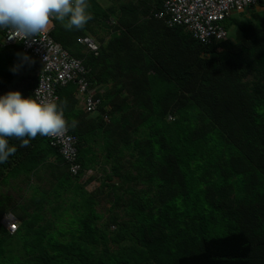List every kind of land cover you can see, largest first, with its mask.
<instances>
[{
  "label": "trees",
  "instance_id": "16d2710c",
  "mask_svg": "<svg viewBox=\"0 0 264 264\" xmlns=\"http://www.w3.org/2000/svg\"><path fill=\"white\" fill-rule=\"evenodd\" d=\"M89 5L82 29L53 19L50 30L91 88L101 86L96 110L76 118V82L55 89L79 172L69 173L48 136L27 147L10 138L17 151L0 164V264H264L263 6L233 13L222 21L226 39L204 45L155 17L162 0ZM86 37L96 52L77 41ZM8 91L0 82V95ZM97 180L113 196L104 224L86 188ZM12 185L26 187L22 205L6 196L16 195ZM218 230L227 234L210 236Z\"/></svg>",
  "mask_w": 264,
  "mask_h": 264
},
{
  "label": "built area",
  "instance_id": "2783aa9c",
  "mask_svg": "<svg viewBox=\"0 0 264 264\" xmlns=\"http://www.w3.org/2000/svg\"><path fill=\"white\" fill-rule=\"evenodd\" d=\"M262 5L264 0H162L160 9L155 17L164 20L169 25L183 26L201 44L207 45L218 40H225L227 32L222 21L233 13H241L248 8ZM52 23V20L49 24ZM6 45L21 43L22 51L35 58L40 71L37 83L33 89V97L41 101H56L55 89L65 86L69 82L78 85L77 96L82 101L86 112H93L99 104L94 98L95 89L85 77L86 70L81 61L71 57L62 46L55 42L47 29L32 38H25L23 34L10 28L0 29ZM80 44L89 51L96 52L97 43L92 38H79ZM51 144L58 150L71 175H77L79 164L77 162L76 137L68 131L48 136ZM91 174L87 171L83 179ZM7 230L13 233L17 229L16 221L10 216L3 218Z\"/></svg>",
  "mask_w": 264,
  "mask_h": 264
},
{
  "label": "clouds",
  "instance_id": "9594fccd",
  "mask_svg": "<svg viewBox=\"0 0 264 264\" xmlns=\"http://www.w3.org/2000/svg\"><path fill=\"white\" fill-rule=\"evenodd\" d=\"M89 0H0V29L10 28L32 38L44 32L51 20L66 30L82 29L91 19ZM22 59L28 61L24 54ZM17 66L12 68L15 72ZM63 106L56 101H41L20 91L0 95V164L15 154L10 138L27 147L37 135L56 136L66 132Z\"/></svg>",
  "mask_w": 264,
  "mask_h": 264
},
{
  "label": "crops",
  "instance_id": "0c3cea01",
  "mask_svg": "<svg viewBox=\"0 0 264 264\" xmlns=\"http://www.w3.org/2000/svg\"><path fill=\"white\" fill-rule=\"evenodd\" d=\"M260 10V7H256ZM48 28L52 29V23L48 25ZM18 52L19 56L18 57ZM24 52L19 47L8 46L3 41V35L0 32V82L3 83L4 89L13 91H20L23 96H27L32 91L29 90L32 85L31 77L37 78L40 71V66L36 63L34 58H29L28 61L22 59ZM18 67V70L13 72L12 68ZM15 74V75H14ZM11 80L8 82V79ZM94 89H101V86H95ZM27 95H26V94ZM78 103L75 107L70 108V116L76 118L75 113L77 109H83L82 101L78 98ZM92 174V173H91ZM90 174V175H91Z\"/></svg>",
  "mask_w": 264,
  "mask_h": 264
},
{
  "label": "rangeland",
  "instance_id": "374dc122",
  "mask_svg": "<svg viewBox=\"0 0 264 264\" xmlns=\"http://www.w3.org/2000/svg\"><path fill=\"white\" fill-rule=\"evenodd\" d=\"M234 15V14H233ZM240 37V33L235 29L234 26H230L229 28V38L231 42H236ZM102 156V155H101ZM111 165V164H110ZM110 165L108 163H104V162H100L99 165H97V170L99 172H102L101 169L106 168L107 170H109L110 172ZM99 172H96L94 174H96V176H99ZM37 181H35L36 183ZM115 183H119V180L114 178ZM11 183H13V180L11 181ZM37 185H41V186H45L44 183H36ZM3 186V185H2ZM12 187L14 188V190H16L17 192L16 195L12 192H7L6 196L10 197L11 200L14 203H18L19 205H22L24 202H26V200H24L26 194H23V192H20V189H26V187L24 186H14L12 185ZM99 180H97L96 183H91L90 185H88L86 188L88 190V192H95L92 195L94 196V198L97 201V205H96V211L99 215H101V219L99 220V224H104L105 222L109 221L110 216H111V208H112V202H113V196L111 195V193L109 192V190L107 188H99ZM0 191H3V188L0 189ZM151 199L153 198V193H149L148 195ZM24 197V198H22ZM27 197V196H26ZM116 214H120L119 210H116L115 212ZM10 217H12L11 215H8ZM13 218V217H12ZM14 220V219H13ZM114 229V226H111V230ZM212 234H210V236H214V235H220V236H224L227 234V230H218V231H211ZM210 238V237H208ZM16 244H11L10 247H8V249L10 251H12L13 253H18L17 251V247H15Z\"/></svg>",
  "mask_w": 264,
  "mask_h": 264
}]
</instances>
